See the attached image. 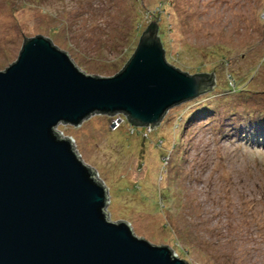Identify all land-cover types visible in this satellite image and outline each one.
Listing matches in <instances>:
<instances>
[{
	"label": "rangeland",
	"instance_id": "obj_1",
	"mask_svg": "<svg viewBox=\"0 0 264 264\" xmlns=\"http://www.w3.org/2000/svg\"><path fill=\"white\" fill-rule=\"evenodd\" d=\"M154 17L166 61L213 71L211 89L139 133L99 112L57 128L105 184L110 220L187 264H264V0H0V70L42 35L86 74L113 76Z\"/></svg>",
	"mask_w": 264,
	"mask_h": 264
},
{
	"label": "water",
	"instance_id": "obj_2",
	"mask_svg": "<svg viewBox=\"0 0 264 264\" xmlns=\"http://www.w3.org/2000/svg\"><path fill=\"white\" fill-rule=\"evenodd\" d=\"M155 21L113 76L86 74L42 35L23 36L0 70V264H187L108 218L105 184L57 128L94 112L154 126L211 89L213 71L190 75L166 61Z\"/></svg>",
	"mask_w": 264,
	"mask_h": 264
},
{
	"label": "trees",
	"instance_id": "obj_3",
	"mask_svg": "<svg viewBox=\"0 0 264 264\" xmlns=\"http://www.w3.org/2000/svg\"><path fill=\"white\" fill-rule=\"evenodd\" d=\"M141 27V23L140 24H136L135 25V27L134 26H131L130 25V27H131V33H130V35H133L132 34V32L133 31H135L136 33H137V31H138V29ZM148 26V25H147ZM146 26V27H147ZM146 27H145V29H144V31L146 30ZM57 28H54V29H52L53 30V32H55L56 33V30ZM116 31H118V30H116ZM156 31H157V34H158V37H159V40H160V43H161V45H162V47H163V49H164V44H163V42H164V40L162 39V37H163V34H162V32L160 31V28L157 26L156 27ZM134 32V33H135ZM143 33V32H142ZM129 35V34H128ZM129 35V36H130ZM28 38V37H27ZM213 52L215 53V57L218 55H220L221 53L220 52H216L215 50H213ZM213 54V53H212ZM223 54V53H222ZM221 54V55H222ZM131 57V56H130ZM165 59L166 60H168V57L167 56H165ZM129 60V59H128ZM169 61V60H168ZM167 61V62H168ZM125 65V64H124ZM202 73V72H201ZM203 73H208V72H203ZM237 80L238 81H235V84H236V86H237V82L239 83L242 79H238L237 78ZM242 82V81H241ZM210 86H212V85H210ZM234 89H236V87L234 88ZM246 92H249V90L248 91H246ZM250 92H254L253 90H251ZM252 94V93H251ZM204 109H205V107H204ZM201 111H203V109L202 110H200V111H197V112H195V113H193V114H191V116H190V119L192 118V117H194V116H196V115H199L200 113H201ZM169 112V111H168ZM255 115H261L262 116V121H264L263 119H264V109H261L260 111H259V113H256V114H254V116ZM188 119V123H189V118H187ZM125 122H126V124H131V125H133L134 127L135 126H138V127H141V128H144V125H140V124H135V123H133V122H131L127 117H125ZM163 120V119H162ZM140 131V130H139ZM139 131H137V133H139ZM262 136L261 135H259L258 137H257V141H260L262 138H261ZM264 137V136H263ZM143 139H145V138H143ZM263 196H264V194H263ZM255 201H257V202H263L264 203V197L262 198V200L261 201H259V198L256 200V199H254Z\"/></svg>",
	"mask_w": 264,
	"mask_h": 264
},
{
	"label": "built area",
	"instance_id": "obj_4",
	"mask_svg": "<svg viewBox=\"0 0 264 264\" xmlns=\"http://www.w3.org/2000/svg\"><path fill=\"white\" fill-rule=\"evenodd\" d=\"M109 117H110V124L112 125V127H113V129L112 130H116V129H118L120 126H121V121L122 122H124V123H126L125 121V117H126V115L124 114V113H122V112H117V113H115V114H113V115H109ZM121 123V124H120ZM127 125H129V131L131 132V133H136L137 131H139V130H143V129H145V126H144V128H141V127H138V126H133V125H131V124H127Z\"/></svg>",
	"mask_w": 264,
	"mask_h": 264
}]
</instances>
